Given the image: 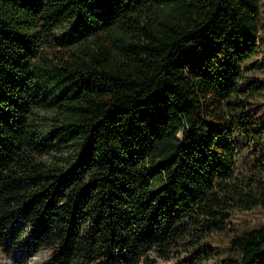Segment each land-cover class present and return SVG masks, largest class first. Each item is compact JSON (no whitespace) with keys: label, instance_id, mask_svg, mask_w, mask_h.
I'll list each match as a JSON object with an SVG mask.
<instances>
[{"label":"trees","instance_id":"trees-1","mask_svg":"<svg viewBox=\"0 0 264 264\" xmlns=\"http://www.w3.org/2000/svg\"><path fill=\"white\" fill-rule=\"evenodd\" d=\"M261 5L0 0V250L264 264Z\"/></svg>","mask_w":264,"mask_h":264},{"label":"rangeland","instance_id":"rangeland-1","mask_svg":"<svg viewBox=\"0 0 264 264\" xmlns=\"http://www.w3.org/2000/svg\"><path fill=\"white\" fill-rule=\"evenodd\" d=\"M262 37L261 47L264 50V0H262L261 13H260ZM69 32V29L57 34V36H63ZM257 57L249 61V71L245 72V76L249 80L257 81L262 87V94L257 100L256 105L261 114L264 116V51H261ZM45 118L49 119V115L45 114ZM51 154L56 155V158L66 159L68 158V150L66 149H54L50 151ZM264 226V214L259 210L244 213H234L230 221V227L234 230H242L245 228H255ZM50 258V252L47 250H41L38 253L32 255L19 254L16 250L9 253H4L0 250V264H47ZM144 264V263H142ZM155 264H184L180 258H172L169 261L158 260Z\"/></svg>","mask_w":264,"mask_h":264}]
</instances>
